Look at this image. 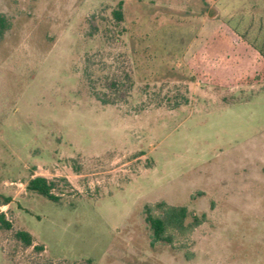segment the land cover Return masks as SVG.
<instances>
[{
	"label": "rangeland",
	"instance_id": "rangeland-1",
	"mask_svg": "<svg viewBox=\"0 0 264 264\" xmlns=\"http://www.w3.org/2000/svg\"><path fill=\"white\" fill-rule=\"evenodd\" d=\"M0 14V264H264V0ZM159 203L187 216L150 247L143 208Z\"/></svg>",
	"mask_w": 264,
	"mask_h": 264
},
{
	"label": "trees",
	"instance_id": "trees-1",
	"mask_svg": "<svg viewBox=\"0 0 264 264\" xmlns=\"http://www.w3.org/2000/svg\"><path fill=\"white\" fill-rule=\"evenodd\" d=\"M113 16L117 21L122 20L121 3H118L117 10L113 11ZM10 23L8 20L0 14V41L4 34L9 30ZM26 190L41 196L51 202H57L58 197L52 193L54 188L53 183L49 182L43 177L31 178L26 186ZM158 207L162 209L161 216H154L152 214L151 207L144 206V222L148 226L150 231L149 245L153 247L155 244L164 243L171 244V237L166 234L169 228L181 230L183 228V221L187 216V210L185 207L165 206L164 203H159ZM194 225L200 222L193 216ZM203 217H201V220ZM0 229L10 230L11 225L4 220V215L0 214ZM14 237L17 241L21 242L24 247H30L32 245V237L30 234L24 231H16ZM89 263V261H87Z\"/></svg>",
	"mask_w": 264,
	"mask_h": 264
}]
</instances>
